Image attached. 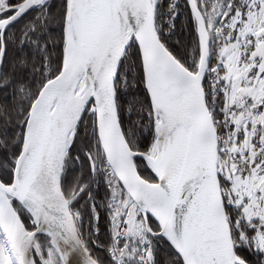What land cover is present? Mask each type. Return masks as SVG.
I'll return each mask as SVG.
<instances>
[{
    "label": "snow or ice",
    "instance_id": "obj_1",
    "mask_svg": "<svg viewBox=\"0 0 264 264\" xmlns=\"http://www.w3.org/2000/svg\"><path fill=\"white\" fill-rule=\"evenodd\" d=\"M0 264H264V0H0Z\"/></svg>",
    "mask_w": 264,
    "mask_h": 264
}]
</instances>
